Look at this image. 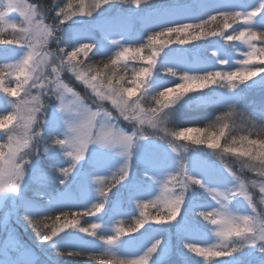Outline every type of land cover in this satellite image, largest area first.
I'll return each instance as SVG.
<instances>
[{"label":"snow or ice","instance_id":"1","mask_svg":"<svg viewBox=\"0 0 264 264\" xmlns=\"http://www.w3.org/2000/svg\"><path fill=\"white\" fill-rule=\"evenodd\" d=\"M119 2L126 3L130 6L133 4H141V0H119ZM113 5H115V0H90L88 5L89 11L85 13L83 0H81L80 12L92 18L103 10H106L105 6L112 7ZM68 7L71 8V4H69ZM236 8L237 7L231 3L215 10L223 16L225 20L223 27L225 29L230 27L227 22L229 18L234 22L240 17H243L244 23L237 25L238 28L242 30L236 33V29H233L234 34L232 35L224 32L217 33L208 31L207 33H203L201 31L197 36H193L192 32H195L197 29H202L207 22L202 20L200 24L184 23L181 20H173L170 18L173 15H185L182 13H175L168 16L156 15L147 17L149 21L158 22L159 27L163 29V31L155 32L154 35H149L147 37L149 47H151L159 37L165 35V33H187L189 39H197L201 35H207L220 36L226 42L242 40L248 44L251 51L244 53V56L247 58L238 61L240 67L235 71H217L215 70L217 64H228L226 53L220 55L213 64L184 66L179 61V53L170 50L165 58H172L179 71L173 67H166V71L173 77H175L178 72H182L183 75L180 76L182 83H175V87H164L162 88L163 90H159L152 95V100L156 107L149 104L147 109H145L140 106V101H132L131 97L135 95L138 89L146 84L154 70H158L156 57L159 55V52L153 51L150 56H142L139 54L143 51L144 45L136 48L123 47L125 44L136 43L143 40V35L133 31L127 21L119 17H103L93 25V27L101 33V40L107 43L114 34L122 37V40L119 41L111 39V44L117 45L121 50L114 53L111 51L110 54L105 56L108 62H104V68L109 69L110 63L111 68L109 70L112 72V75L107 76L106 90L102 91L100 86L96 83L97 76L91 75L93 71L92 66L88 65L85 70L83 62L76 61V57L81 50H84L85 55L90 52L91 56L89 59L91 60L93 49L96 48L97 45L94 42L84 43L85 40L90 41L92 37L80 28L77 20L73 19V17L76 16L75 12L68 13L61 8L59 11L55 12L53 25L41 26L39 22L40 14L36 6L26 4L25 0H0V23L6 20L9 13L19 12L20 16L23 17L29 25L28 28L22 27V32L30 34L31 26L33 22H36V34L41 38V43L46 45L49 39H53L57 43L56 49L47 54L52 58L51 64L55 65L51 68L53 79L45 83L46 76L39 74L38 67L33 66L37 64L34 57L39 54L35 53L32 48L25 51L23 41H17L21 43V49L23 50L21 59L14 66L19 73L17 76L18 83L14 89L4 88V92L15 97L18 96L19 91L23 88L25 97H27L30 94L31 88H39L41 90L39 93L40 96L50 94L55 97V101L58 102L57 111L65 117V130L63 133L58 135L49 133L47 136H42L41 128L43 118L40 113L45 109V104L39 100V97L34 96L31 102L25 99L19 102L15 100H6V103L11 105L15 110L17 121H24V128L31 131V133L33 130H37V134L35 136L32 134L28 135L26 131L25 138L22 141H17L15 147H11L7 155L2 151L3 146H0V196H3L5 199V207L7 208L6 194L11 193L15 196H21V189L24 187L28 167L30 165L33 168V182H42L45 183L46 186V177L48 173L54 172L56 174L59 173L58 176L60 179L58 182L60 185H64L70 176V172L71 174L73 173L78 162L85 158L89 147L92 145H100V149H119V155L123 157V163L114 171H111L109 175L97 174L90 177L91 183L95 185L94 190L98 199L90 204L91 207H89V205L79 207L84 209V216H94L95 213H101L102 210H104L105 204L108 202L109 193H112V190L117 188V186L127 188V200L130 202L132 200L139 201L147 199L148 192L139 182L127 185L126 182L129 181L131 175L130 160L133 155V149L139 145L140 141L147 140L149 136L159 138L162 141L170 136L184 140L191 139L192 143L195 145L207 144L208 148L218 149L220 147V139L224 136L225 129L228 127L223 121L227 119L230 113L217 116L215 121L210 125V127H215V125L219 124L220 127L218 132H209L206 128L186 127L181 128L180 131H175L167 127L169 114L166 110L176 105L182 98L187 96L188 93L208 88L211 84L227 81L228 92H231L233 89L238 88L239 85L245 84L250 79L264 74V67H262L264 66V47L257 49L256 45L252 43V41L256 40L264 42V0H260L259 5H257V3L248 4L243 11H235L234 9ZM249 8H251L252 11H247ZM257 13H259V16H257ZM209 18L211 20L217 19V17L211 15ZM66 21L71 22V24L65 23ZM170 24H175V27L168 26ZM65 26L73 28V34L71 36L72 42L70 45L72 51H67L65 48L59 47L60 38L54 35L57 31L62 32ZM13 27H15V25H13ZM24 39H27V37ZM0 43L10 44L13 43V41L0 40ZM168 43H171V41H168ZM177 43L185 44L187 41L180 38L177 40ZM103 51V48H100L97 54H103ZM130 52L134 54L131 57L132 59L139 56V59L147 62L148 67H144L136 72V79L131 81L133 87H125L123 83L125 78L120 76L115 69L120 61L129 59L128 54ZM216 55L217 54L213 52V56L216 57ZM257 58L259 63L253 64L252 60ZM57 61H59V63H57ZM73 61L76 62L73 63ZM124 66L127 67L126 64ZM62 71L70 72L75 76L76 80L83 81L85 85L92 89L100 101H111L118 115L113 117L110 112H101L99 110L101 105L99 104H97L98 111H91V109L81 101L78 93L74 92L73 88L68 84L63 83L60 78V72ZM189 73L198 74L190 75ZM20 77H23V79L21 80ZM140 77H146L147 79L140 80ZM29 81H31V84H29ZM0 84H2V81H0ZM25 85H28V87H24ZM44 89H47L48 92L45 93L43 91ZM217 103L222 105V107L227 106L233 108L235 106V103L232 102L230 97L223 95L218 97ZM29 104H31V106H29ZM121 116L124 120L132 121L133 127L130 133L125 132L112 123L113 119H119ZM12 120L13 116L11 114L0 116V127L6 126V124ZM33 125H35L34 129L32 128ZM145 125L150 127L153 131L149 134H145ZM261 126L264 128V121H261ZM190 132L196 133L197 136L189 137L188 133ZM161 133H163V135H161ZM200 133H203L204 138H200ZM12 140L13 137L10 135L9 141ZM239 142L243 144L247 142L246 145L249 146V150L244 152L234 147L237 143V139L233 137L232 146L225 147L224 152L239 151L241 156H248L252 159H256L257 154L254 146L258 145L260 165L264 167V151H261V149L264 148V139L249 140L248 136H241ZM41 143L44 145L42 151L45 153L50 152L53 146L61 148L64 156L67 157V167H57L53 164L39 162L38 157L41 152ZM166 146L179 158L177 161V168L173 171L177 173L173 179L177 181L179 187L178 190H168L165 188L163 194L158 198V202H152L154 206L161 207V205H163L168 212L167 220H176L177 216H180L181 213H184L185 216H187L189 212L195 214V208L190 209L185 203L186 194L191 191L193 186L202 188L207 195L212 197L217 205V207L213 208V211L199 212V215L203 217L204 220H210L211 224L216 226L215 235L220 241L218 246H214L216 250L212 251L210 249L195 247L193 243H187L185 247L202 256L230 257L233 253L239 252L247 246L254 248L261 254V264H264V235L261 234L264 233V227H261V225H264V207H259L258 210L255 197L249 194L248 186L245 181L241 179V176L237 175L236 171L224 166L225 172L235 181L234 186L227 188L225 191L217 190L215 187H206L202 182V178H199L197 174L189 172L183 163L188 159L187 153L189 149L184 147L181 152L170 139H168ZM191 150L196 151L197 149ZM103 163L102 159H98L97 167H103ZM163 166V160L147 162V168L149 170ZM243 166L250 167L247 163ZM166 173L171 175L172 172ZM163 174L165 173H161L157 176L150 174V171H145L144 173L148 180L155 184L158 182L156 178ZM260 175L264 176V171H261ZM93 177L102 178V183L98 182V180H93ZM88 179L89 174L84 173L82 182L79 185L80 195L83 199L87 198ZM251 183L252 187L259 186L261 193L259 205H264V183L260 185H257L255 181ZM236 196L243 197L251 214L236 215L228 209V201ZM147 206V203L143 205L145 208ZM73 207L77 206L71 204L67 195L50 197L48 198L47 205L38 204L36 201H30L21 196L20 204L17 208L8 209L0 213V233H3V238H0V240L7 241L9 248H17L18 251L21 250L16 240V233L10 228L12 219L15 217L17 223L27 221V224H31L35 228L36 238L41 241L42 245L44 241H47L50 246L55 248L54 238L58 236L57 233L61 231V229L49 225L47 221L52 220L53 214L55 213H59V215L55 217L56 220H59L61 216H68L70 213L65 212L64 209H71ZM119 210V208L113 209V211ZM37 217H40V219H36ZM213 217H218V219H214ZM153 219L156 221L158 227H154L152 223H148V217L141 212L140 218H137L134 225L130 226L128 229L129 233L139 234L144 237V239H138L136 235H127V239L122 238L125 231L123 228H115L113 231H109L106 234H100L97 230L101 228V225L98 223H92L90 228L80 227L79 232L87 233L88 236L94 237V241H101L105 246V252L120 257L118 264H169L173 252L164 238L166 232L165 226L168 224L163 216L154 217ZM70 223L72 226L76 224L75 221ZM241 224L248 225V230L241 232L235 231V228ZM253 225H255V227H252ZM68 226L69 224L64 225V227ZM195 227L194 225H189L182 229L181 235L178 236L177 243L180 244V242L189 237H197L194 231ZM139 229H144V231H138ZM120 245H123L125 249L135 248L137 250L123 255L116 254L109 250ZM23 251L25 252L23 264H41V261L28 252L27 249H23ZM57 252L63 255L65 250H57ZM141 252H143V255H140ZM95 253L96 252L80 250L69 251L67 255H87L91 259H95ZM129 256L138 257V259H129ZM0 264H4L3 260H0ZM109 264H111V262H109Z\"/></svg>","mask_w":264,"mask_h":264},{"label":"rangeland","instance_id":"2","mask_svg":"<svg viewBox=\"0 0 264 264\" xmlns=\"http://www.w3.org/2000/svg\"><path fill=\"white\" fill-rule=\"evenodd\" d=\"M25 3L36 6L40 14L39 22L41 26L53 25L55 12L59 11L61 8L68 13L70 11L75 12L76 16L73 17V19L77 20L80 28L92 37L90 41L85 40L84 43H96L97 47L93 49V54H97L98 50L103 48V54H99L102 56L110 54L111 51L114 53L121 50L117 45L111 44V39L118 41L122 40V37L117 34L110 37L108 41L109 44L106 41L101 40V33L94 31L93 25L103 17H119L127 21L133 31L141 33L144 36L148 32V27L152 26L153 23H156L147 19V17L150 16H168L175 13L185 14L173 15L170 17L175 20L198 13L208 15L213 14L218 8L231 3L237 7L234 9L235 11H243L250 3H257V5H259L256 0H196L193 2L190 0H141L140 5L133 4L130 6L126 3H120L119 0H115V5L112 7L105 6L106 10H103L97 16L90 18L87 15L81 14V0H49L47 8H40L38 2L35 3L33 0H25ZM89 3L90 0H83L85 13L89 11ZM69 4H71V8L68 7ZM121 4L127 6L133 15L128 16L129 14L121 13L122 10L119 7ZM153 6L157 8H154ZM151 7L154 9L147 12L146 10ZM250 10L251 8L247 9L249 12ZM49 12L50 14L48 15ZM257 16H259V13H257ZM240 19H242V22L244 23L243 17H240ZM65 23L70 22L66 21ZM35 24L36 22H33L30 34L22 32L21 28H28L29 25L24 18L20 16L19 12L9 13L6 20L3 23H0V31L10 34L13 41V43L10 44H0V81H2V84H0V114L6 112V115L11 114L13 116L11 122L7 123L4 127H0V133H2L3 136L2 151L5 155H7L11 147H15L17 141H22L25 138L22 134V130L27 131V134L31 135V131L24 128V121H17L15 110L11 105L6 103V100H15L19 102L20 100L25 99L31 102L34 96H38L39 100L45 104V109L43 110V124L41 128L42 136H47L49 133L58 135L65 130V117L57 111L58 102L55 101V97L50 94L40 96L39 93L41 90L39 88H31L30 94L27 97H25L23 88L19 91L18 96L15 97L10 96L3 90L4 88L14 89L18 83L17 76L19 73L14 66L21 59L23 50L21 49V43L17 41H23L25 51L32 48L35 53L39 54L34 57L37 64L33 66L38 67L39 74L46 76L45 83L53 79L51 68L54 65L51 64L52 58L47 54L56 49L57 43L55 40L49 39L46 45L42 44L41 38L36 34ZM13 25H15V27H13ZM72 34L73 28L68 26H65L62 32H55L54 35L60 38L59 47L66 48L64 47L66 45L69 47V49L66 48V50L72 51L70 48ZM25 37H27V39H24ZM253 42L254 41H252V43ZM203 48L204 49H200L201 54L195 52L187 53L183 50L175 51L179 53V61L184 66L213 64L220 55L226 53L228 64H217L215 69L217 71H225L228 68L237 69L240 67L238 61L246 59L244 53L251 51L248 44L242 40L237 41L234 45L228 47L226 51L225 48L217 42L204 44ZM205 50H209L210 54L204 52ZM213 52L217 54L216 57L213 56ZM89 54L90 52L87 55ZM78 56H81L82 59L85 58V55H82L81 52ZM165 57L166 55L161 60V64L157 60V74L153 73L144 88L142 87V91L131 97L132 101H140V106L142 108L147 109L149 104L156 107L152 100V95L159 90H163L162 88L164 87H169L170 84L182 83L180 80V76L183 75L182 72H178L175 77L167 73L166 67H173L177 71H179V69L173 62L172 58L166 59ZM123 61L125 60H122L121 62ZM75 62L76 61H73V63ZM57 63H59V61H57ZM189 74L193 75L195 73ZM60 78L63 83L68 84L73 88L74 92L78 93L81 101H83L91 111H98L97 104H99L101 105V108L99 109L101 112H110L113 117L118 115L111 101H100L92 89L85 85L83 81L76 80L72 73L62 71L60 72ZM20 79L22 80L23 77H20ZM223 82L224 83L219 91H214L213 93L205 95L189 96L188 99H181V101L172 108L166 110L169 114L167 127L175 131H180L183 127L198 128L196 126L202 125L201 128H206L209 132H218L220 127L219 124L215 125V127H210V125L215 121L217 116H221L224 113H230L227 119L223 121L228 127L225 129L224 136L220 139V147L218 149L208 148L207 144L195 145L192 143L191 139H178L174 136H170L164 141L149 136L147 140L140 141L139 145L133 149V155L130 160L131 175L129 181L126 182V185L139 182L148 192L146 200H132L130 202L127 200V188L117 186V188L112 190V193H109L108 202L105 204L104 210H102L101 213H95L94 216L83 215L84 209L79 207H85L87 205L91 207L90 204L98 199L94 190L95 185L91 183L90 177L97 174L109 175L111 171H114L123 163V157L119 155V149H100L95 145L89 147L85 158L78 162L72 174L70 172V176L64 185L59 184V173L56 174L54 172L48 173V176L46 177V186L45 183L42 182H33V168L30 165L28 167L24 187L21 189V196L30 201H36L38 204L47 205L48 198L56 197L57 195H67L71 204L77 207L71 209L65 208L64 211L82 214L86 221L87 228H90L92 223H98L101 225V228L97 230L100 234H106L109 231H113L115 228H123L125 231L122 238L127 239V235H136L138 239H144V237L139 234L129 233L128 229L125 227L128 225L133 226L134 224H131V221L140 218L141 212L148 217V223H152L154 227H158V225H156L154 219H151V213L166 212L168 214L163 205H161V207H156L152 202H158V198L163 194L165 188L168 190H178L179 187L177 181L173 179V177L177 175V173L173 171L177 168V161L179 158L166 146L168 139H170L181 152L184 147L189 149V152L187 153L188 159L183 163L189 172L197 174L199 178H202V182L206 187H215L217 190L225 191L227 188L234 186L235 181H233L227 172H225L224 166L236 171L237 175L243 176V179H241L244 180L248 186L249 194L254 195L259 210V207H264V205H259V199L261 196L260 189L259 186L252 187L251 183L253 181H255L257 185L264 183V176L260 175V172L264 171V167L260 165L258 145L254 146L257 154L256 159H252L248 156H241L239 151L224 152V148L232 146L233 137L237 139V143L234 145L237 149L241 148V143L239 142L241 136H248L249 140L264 139V128L261 126V121H264V79L258 82L249 83V87L248 85L247 87L238 86V88L233 89L231 92H228V82ZM96 83L100 86L102 91L106 90V84L104 82L97 78ZM29 84H31V81H29ZM24 87H28V85H25ZM43 91L45 93L48 92L47 89H44ZM222 95L230 97L232 102L235 103V106L229 108L227 106L222 107V105L218 104L217 99ZM29 106H31V104H29ZM257 121H260V124H257ZM112 123L123 129L125 132L130 133L132 131V121L124 120L122 116L119 117V119H113ZM32 128L34 129L35 125H33ZM144 131L145 134H149L153 130L145 125ZM10 135L13 137L12 141H9ZM161 135H163V133H161ZM188 135L189 137L197 136L194 132H190ZM199 136L200 138H204L203 133H200ZM246 143L247 142H245V145ZM43 147L44 145L41 143V152L38 157L39 162L53 164L57 167H67V157L64 156L61 148L53 146L50 149V152L45 153L42 151ZM191 149L197 150L192 151ZM98 159L103 160V167H97ZM159 160L164 161L163 167H157L151 170L147 168L148 161L155 162ZM245 163L250 167H244L243 165ZM145 171H150V174L157 176L161 173L165 174L156 178L158 182L155 184L154 182L149 181L144 175ZM166 172L172 173L169 175ZM84 173L89 174L88 194L86 199L81 198L79 189ZM92 179L98 180V182L102 183V178L93 177ZM6 195L7 208L5 207L4 197L0 196V213H3L8 209H15L20 204L21 196H15L11 193ZM145 203L148 204L146 208L143 207ZM185 203L190 209L195 208V214L189 212V214L185 216L184 213H181L180 216H177L176 220H165L168 225L165 226L166 232L164 238L173 252L169 264H261V254L254 248L247 246L241 249L243 254L233 258L211 257L207 255L202 256L185 247L187 243H193L195 247L215 251L216 247L214 246H218L220 243L219 238L215 235L216 226L212 225L210 220H204V218L199 215L200 211H213V208L217 207L212 197L207 195L202 188L193 186L191 191L186 194ZM227 206L228 209L236 215L251 214L243 197H233L228 201ZM114 208H119L120 210L113 211ZM213 218L218 219V217ZM14 219L15 217H13L12 220ZM189 225L196 226L194 231L197 234V237H189L178 244L177 239L178 236L181 235L182 229ZM10 228L12 227L10 226ZM79 228L80 227L77 225L70 226L68 230L66 229L64 232L57 233L58 236L54 238L55 248L68 251L85 250L96 252L95 256H102L109 260L119 261V256L104 251L105 246L101 241H94V237L88 236L87 233L79 232ZM138 231L143 232L144 229H139ZM15 233L17 243L21 249L19 251L17 248H9L7 241L0 240V260H3L4 264H23L25 256L23 249H27L28 252L34 255V257H37L41 261V264H55L52 263L48 257L39 254L36 250L22 241L18 236V233ZM0 238H3V233H0ZM50 247L52 248V246ZM109 250L116 254L123 255L134 252L137 249H125L123 245H120ZM140 255H143V252H141ZM128 258L138 259V257L133 256H129ZM89 264L95 263L91 262Z\"/></svg>","mask_w":264,"mask_h":264},{"label":"trees","instance_id":"3","mask_svg":"<svg viewBox=\"0 0 264 264\" xmlns=\"http://www.w3.org/2000/svg\"><path fill=\"white\" fill-rule=\"evenodd\" d=\"M33 1L35 3L38 2L40 8L41 7L47 8L48 2H49V0H33ZM190 1L193 2L196 0H190ZM256 1L258 3H260V0H256ZM164 6H166V5H164ZM119 7L122 10L121 13L129 14L128 16L133 15L132 12H130L129 9L127 8V6H125L124 4H121ZM151 8L146 10V11L149 12V11H151L157 7H154L152 9ZM250 11H252V9ZM69 13H72V12L70 11ZM49 14H50V12L48 13V15ZM210 15L217 17V19L211 20L209 18ZM175 20H181L184 23H197V24H200L202 22V20L206 21L207 23L204 24L202 29H197L195 32H192L193 36H197V34L200 33L201 31L203 33H207L208 31H213V32H217V33L224 32V33H227L229 35H232V34H234L233 29H236V33H238L242 29L238 28L237 25L243 24L242 19H240V18L235 20L234 22L231 20V18H229V20L227 22L229 23L230 27L225 29L223 27L225 20H224L223 16L217 11L215 13L209 14V15L198 13V14L188 15L186 17H182L180 19H175ZM168 26L175 27V24H170ZM93 30L97 31L95 28H93ZM158 31H163V29L161 27H159L158 22L153 23L152 26L148 27V32L146 35L143 36V40L138 41L136 43L125 44V45H123V47L136 48V47H141V45H144L143 51L139 54L142 56H150L153 51H158L159 55L156 57V60H158L159 63L161 64V60L164 58V56L166 54H168L170 52V50H172V51L183 50L187 53H194L195 52L197 54H201L200 49H204L203 48L204 44H207L209 42L219 43L223 48H225V51H226V49H228V47L234 45L237 42V41L226 42L220 36L201 35L197 39H189L187 33H171V34L165 33V35L159 37L156 40V42L153 43L151 45V47H149L148 46L149 42L147 40V37L149 35H154L155 32H158ZM189 31H191V30H189ZM180 38L185 39L187 41V43H185V44L177 43V40ZM0 40L12 41V38H11L10 34L0 31ZM168 41H171V43H168ZM253 43L256 45L257 49L264 47V42H261L259 40H256ZM0 44H3V43H0ZM64 47L69 49V47L66 45ZM204 52H207V54H210L209 50H205ZM81 54L85 55L84 50H81ZM128 55H129V59H127L123 62L120 61L119 64L117 65L115 71H117L120 76H123L125 78L123 81L125 87H133V85L131 84V81L133 79H136V75H135L136 72L140 71V69H142L144 67H148V64L146 61L139 59V56H136L135 59H132L131 57L134 55L132 52H130ZM90 56H91V53L89 55H85L84 59H82L81 56H77L76 61H82L85 70L87 69L88 65H91L93 68V71L91 74L96 75L99 80H101L102 82H104L106 84L107 76L112 75V72L109 70L111 68L110 63H109V69L104 68V62H108L107 58L105 57L107 55L102 56L99 54H92L91 60L89 59ZM245 58H247V57H245ZM252 63L258 64L259 63L258 58L253 59ZM125 64L127 65V67L124 66ZM262 67H264V66H262ZM227 70L235 71L236 69L231 68V69H227ZM153 73L157 74L156 70H154ZM195 74H198V73H195ZM151 76L149 77V79L151 78ZM139 79L145 80L147 78L146 77H140ZM262 79H264V74H262L261 76L254 77V78L250 79L248 82H246L245 84H241L239 86L240 87H247V85H248V87H249V85H250L249 83L258 82V81H261ZM148 80H147V82H148ZM147 82H146V84H147ZM223 83L224 82L221 81V82H218L216 84L209 85L208 88L200 89L197 92L188 93L187 96L182 98V100L188 99L189 96L205 95V94L213 93L214 91H219L221 89ZM237 83H239V82H237ZM144 86H142V87L144 88ZM174 86H175V84L169 85V87H174ZM142 87L140 89H138L135 92V94L141 92ZM170 95H172V94H170ZM5 113L0 114V116H6L7 113L6 114ZM257 124H260V121H257ZM183 126H186V125H183ZM201 126L202 125H198L196 127L201 128ZM2 138H3L2 133H0V146L3 145ZM241 178L243 179V176H241ZM65 212H67V211H65ZM57 215H59V213L53 214V219L47 221V223L49 225L55 226L57 229H61V231H59L58 233L64 232L66 229L68 230V228H70V226H72L70 223L72 221H75L76 222L75 225H77L79 227H86V221L84 219V216H82V214H80V213H70L66 217L61 216L59 220L55 219V217ZM158 216H163V217H165V220H167L166 218H167L168 214L166 212H162V213L154 212V213L150 214L151 219H153L154 217H158ZM36 219H40V217H37ZM135 220L136 219H133L131 221V224H134ZM65 224H69V226L64 227ZM10 226L14 229L15 232L18 233V236L20 237V239L22 241H24L26 244H28L30 247H32L34 250H36L39 254H42V255H45L46 257H48V259L50 261H52V263H55V264H89V263L93 262L95 264H109V262H111V264H118L117 260H109V259L102 257V256H95L96 257L95 259H91L87 255H84V256H68L67 255V252H69L68 250L57 249V248H53V247L51 248L48 245L47 241H44L43 242L44 244L42 245L41 241L36 238L35 228L31 224H27V221L17 223L16 219H14V220H12V223L10 224ZM129 227H130V225H128L125 228L129 229ZM57 250H65V253L63 255H60L57 252ZM241 254H243V253L240 250L239 252L233 253L232 256H230V257H232V258L237 257L238 255H241Z\"/></svg>","mask_w":264,"mask_h":264},{"label":"clouds","instance_id":"4","mask_svg":"<svg viewBox=\"0 0 264 264\" xmlns=\"http://www.w3.org/2000/svg\"><path fill=\"white\" fill-rule=\"evenodd\" d=\"M41 117L43 118V112L40 113ZM22 134L25 136L26 135V131L22 130ZM33 136H35L37 134V130H33L32 133H31ZM97 147H101L100 145H97ZM241 151H248L249 150V146L248 145H245L243 143H241V148H240ZM261 151H264V148L261 149ZM248 225H239L238 227L235 228V231L237 232H241V231H246L248 230ZM252 227H255V225H253ZM261 227H264V225H261ZM262 235H264V233H261ZM228 243V242H226Z\"/></svg>","mask_w":264,"mask_h":264}]
</instances>
